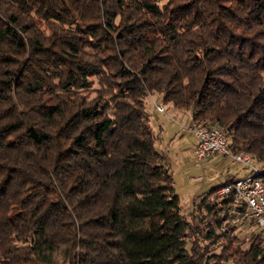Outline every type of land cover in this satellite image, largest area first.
<instances>
[{
  "label": "trees",
  "instance_id": "trees-1",
  "mask_svg": "<svg viewBox=\"0 0 264 264\" xmlns=\"http://www.w3.org/2000/svg\"><path fill=\"white\" fill-rule=\"evenodd\" d=\"M164 1L0 0V264H264L221 183L182 212L145 94L263 166L264 0Z\"/></svg>",
  "mask_w": 264,
  "mask_h": 264
},
{
  "label": "built area",
  "instance_id": "built-area-1",
  "mask_svg": "<svg viewBox=\"0 0 264 264\" xmlns=\"http://www.w3.org/2000/svg\"><path fill=\"white\" fill-rule=\"evenodd\" d=\"M145 94L151 99L156 112L166 113L165 105L155 100L150 92L145 91ZM182 128L195 136V152L198 159L217 154L230 158L232 164L242 166L246 170L245 174L234 182L221 183L216 190L217 206L221 208L215 216L218 222L217 232H227L241 220L250 219H254L258 227L264 229V165L258 166L250 153L231 152L223 127L205 128L190 119Z\"/></svg>",
  "mask_w": 264,
  "mask_h": 264
},
{
  "label": "rangeland",
  "instance_id": "rangeland-1",
  "mask_svg": "<svg viewBox=\"0 0 264 264\" xmlns=\"http://www.w3.org/2000/svg\"><path fill=\"white\" fill-rule=\"evenodd\" d=\"M147 108L151 112L152 123L162 133L160 141H162L163 146H160L161 144L159 146L166 151L168 163L173 172L176 191L179 194L182 212L188 214L193 209L195 198L214 185L218 171L208 166L206 160L202 161V164L196 161L198 158L196 152L194 153L195 150H193V135L182 128L188 121V112L176 115L168 113L169 110L166 108V113L158 114V112L153 111V104L150 100ZM226 164L229 165L228 162ZM233 169L236 168L233 167ZM245 172L246 170L242 175ZM256 225V223L254 225L250 222L240 228L238 237L243 240L244 248L249 244L251 236L260 231V228ZM221 240L223 239L221 238ZM220 249L221 247H218L216 250L220 251ZM228 264H233V262L229 261Z\"/></svg>",
  "mask_w": 264,
  "mask_h": 264
},
{
  "label": "crops",
  "instance_id": "crops-1",
  "mask_svg": "<svg viewBox=\"0 0 264 264\" xmlns=\"http://www.w3.org/2000/svg\"><path fill=\"white\" fill-rule=\"evenodd\" d=\"M168 110H169L168 113H173V114H176V115H180V113H182L181 111H178V110H175V109H172V108H169ZM153 111L155 113H157L155 111L154 107H153ZM188 120H190V113L189 112H188ZM150 124H151V127H152L153 131L158 136L157 142L155 144L156 148L159 151H161L163 154L166 155V151H164V149H162V147H160V146H163L162 141H160L162 133H160L158 131L159 129H157V127L154 126V124L152 123L151 119H150ZM193 138H194L193 150H195L196 138H195L194 135H193ZM194 153H195V151H194ZM204 160L207 161V165L208 166H210V167H212V168H214L215 170L218 171V173H216V176H215V178L217 180L215 181L214 185H212V186H215V185L220 184V183H224L229 178H238V177L242 176V174L244 172L242 166H237V165L232 164L230 158H225V157H223L221 155L213 154L211 156L203 157L202 159H196V161L201 163V164H202V161H204ZM227 162L229 163L230 166L226 164ZM233 167L236 168V169H233Z\"/></svg>",
  "mask_w": 264,
  "mask_h": 264
}]
</instances>
